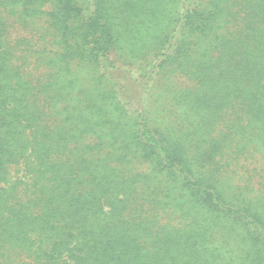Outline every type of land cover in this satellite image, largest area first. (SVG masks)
<instances>
[{
  "label": "trees",
  "instance_id": "16d2710c",
  "mask_svg": "<svg viewBox=\"0 0 264 264\" xmlns=\"http://www.w3.org/2000/svg\"><path fill=\"white\" fill-rule=\"evenodd\" d=\"M0 264H264V0H0Z\"/></svg>",
  "mask_w": 264,
  "mask_h": 264
}]
</instances>
